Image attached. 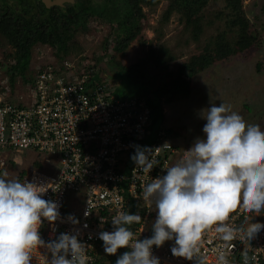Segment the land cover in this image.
I'll use <instances>...</instances> for the list:
<instances>
[{"label":"built area","instance_id":"obj_1","mask_svg":"<svg viewBox=\"0 0 264 264\" xmlns=\"http://www.w3.org/2000/svg\"><path fill=\"white\" fill-rule=\"evenodd\" d=\"M63 65L72 68L67 62ZM87 81L86 75L71 80L46 65L36 75L29 104L14 105L0 95V150L46 155L42 162L49 167L48 173L33 169L21 178L22 182L45 185L42 198L58 205L56 221L42 219L40 237L48 242L60 233L74 234L85 245L88 264H94L97 248L103 249L98 233L113 230L111 220L126 210L124 195L143 210L140 222L131 227L134 239L151 236L145 225L155 209L154 204L143 200V187L164 175L167 167L187 155V150L178 153L163 131L157 133L156 142L144 145L150 110L137 99L106 101L102 89L87 86ZM137 145L153 150L156 164L149 172L139 171L130 159ZM6 165L0 158V171ZM69 214L78 223L72 224ZM245 219L246 212L237 208L224 223L234 228L246 226ZM214 229L210 227L201 237L199 255L204 264H218L221 249L227 252L229 264H242L245 251L249 264H264V229L249 243L238 239L225 243ZM173 245L171 241L153 246L152 254L160 264H195L194 259L174 257L170 251ZM49 258L47 250L38 247L32 250L30 264H49Z\"/></svg>","mask_w":264,"mask_h":264},{"label":"clouds","instance_id":"obj_2","mask_svg":"<svg viewBox=\"0 0 264 264\" xmlns=\"http://www.w3.org/2000/svg\"><path fill=\"white\" fill-rule=\"evenodd\" d=\"M201 116L203 137L164 175L143 187V200L155 209L145 225L151 236L134 239L130 226L138 224L141 216L129 212L111 220V232L98 233L105 254L128 249L115 264H160L152 248L171 241L174 257L204 264L199 245L210 227L215 226L218 239L225 243L233 239L249 243L264 229L259 221L235 228L224 223L237 208L256 215L264 209V128L246 123L222 102L202 110ZM152 152L137 145L130 159L139 171L149 172L156 164ZM45 191L43 184L0 175V264H30L32 250L38 247L50 254L49 264H88L85 245L76 235L60 233L48 242L41 239L42 219L51 223L59 217L58 205L42 198ZM68 220L78 223L70 214ZM217 262L229 264L225 250L218 251ZM242 264H249L246 251Z\"/></svg>","mask_w":264,"mask_h":264},{"label":"rangeland","instance_id":"obj_3","mask_svg":"<svg viewBox=\"0 0 264 264\" xmlns=\"http://www.w3.org/2000/svg\"><path fill=\"white\" fill-rule=\"evenodd\" d=\"M245 18L250 22L252 29L257 31L259 42L252 49L229 57L221 62H215L205 71L192 77L191 92L188 98L175 101L170 104H162L164 121L162 127L169 130L172 136L168 140L173 144L178 153L188 150L197 138H202V126L205 121L201 112L212 104L219 105L221 102L231 111L237 112L246 123H252L264 128V0H241ZM223 7V0H213L203 9L204 20H213L214 12L220 11ZM167 8L166 2L160 3L151 10L144 9L145 18L141 20L138 35L132 39L123 55L121 53L108 50L104 52L98 49L97 43L93 40L97 34L92 35L91 31L79 34L73 40L71 51L65 57L64 62L69 63L72 68L60 67V60L48 46L32 47L29 63L25 66L23 75L27 78L24 83L22 75H16L13 85H9V73L15 66V61L8 55L12 49L6 45L5 40L0 37V84L3 83L4 93L11 88L12 95L20 96V100L12 98L5 99L0 91V95L6 102L14 105L24 106L26 95L33 94L32 88L37 73L49 65L54 72L66 78L75 80L83 74L85 65L96 64V68L90 71H97L101 82H105L106 91L113 88L123 89L116 77L119 69L117 63L132 65L147 56L149 47L158 49L159 45L166 46L172 51L175 60L172 61L171 69L174 65L189 58L190 55L200 53L210 36L216 35L217 24L205 28L197 41L192 40L190 34H183V22L175 12L169 16L167 22L162 21V15ZM223 27V25L221 26ZM220 28V27H218ZM221 29V28H220ZM75 41V42H74ZM99 57L98 59L96 57ZM64 60V59H63ZM259 65V70L257 67ZM144 72L145 80L151 83L153 78H160L161 74L157 65L151 63ZM88 76V74H85ZM159 79L152 81L155 88L159 84ZM120 84V85H119ZM27 86L29 90H24ZM121 91H119L120 93ZM14 93V94H13ZM46 156V155H43ZM41 153L23 151L20 149L0 150V158L6 161V167L0 171V175L8 179H18L22 182L18 174H24L31 170H42L48 173L49 167L45 168L42 162ZM16 159V163H12ZM37 164L40 167H37ZM246 224L248 222L264 223V209L259 215L246 212Z\"/></svg>","mask_w":264,"mask_h":264},{"label":"trees","instance_id":"obj_4","mask_svg":"<svg viewBox=\"0 0 264 264\" xmlns=\"http://www.w3.org/2000/svg\"><path fill=\"white\" fill-rule=\"evenodd\" d=\"M159 1L152 0L148 4L154 6ZM168 1V6L162 15V21L167 22L169 16L176 12L180 16V21L184 23L181 32L190 34L189 37L192 40L197 41L205 28L212 27L215 24L221 28L216 27V35L208 38L200 53L190 55L186 60L176 63L174 65L175 69H171L170 63L175 60L172 51L163 45H159L158 49L149 47L147 56L140 59L136 64L117 63L119 72L116 77L119 79L120 87H124L121 90L116 87L106 91V84L100 81L98 72L90 71L91 68L97 67V62L90 66L85 65L82 72L83 75L88 74L87 86L100 87L106 101L116 102L137 99L150 110L149 135L144 139V145L156 142V135L160 131L165 133L166 138L172 136L169 130L162 127L164 121L162 104H170L188 98L191 92L190 79L192 77L205 71L215 62H221L252 49L259 42L257 31L252 29L250 22L245 18L241 0H223L222 9L215 11L213 20H208L206 24L203 23V9L208 2L213 0ZM128 14L130 15H127V18L132 27L124 32L125 35L122 38H118L112 48L114 52L121 53V55L124 54L129 42L138 35L140 31L139 20L143 16L139 9L130 10ZM222 25L223 27H221ZM56 29L59 31L58 27ZM62 29L65 40L62 42L63 45L59 46L60 50L55 52L60 60V67H64L63 63L67 60L65 55L71 51L67 40L71 38L73 32L72 28L71 30ZM51 34L48 29L43 32L34 31V29L28 31L11 19L9 15H5L0 11V35L4 37L6 44L12 49L11 54L8 56L16 64L11 66L13 69L9 73L10 86L13 85V79L17 74L22 75L24 83L28 81L23 72L30 61L32 45H45L54 48L55 45L60 44L58 42L59 37ZM151 63L156 64L157 70L161 74L165 73L166 76L165 79L160 76V78L151 80V83L155 79L160 80L155 88L145 80L144 76V72L149 69L148 66ZM256 67L259 70V65ZM119 91L121 92L119 93ZM37 167L39 168L40 165L37 164ZM23 175H25L24 172H21L18 177L21 179ZM124 198L127 200L125 212L142 214V208L128 200L126 195H124ZM124 251L123 249L117 250V253L108 255L101 248H97L98 256L95 264H115L117 257Z\"/></svg>","mask_w":264,"mask_h":264},{"label":"flooded vegetation","instance_id":"obj_5","mask_svg":"<svg viewBox=\"0 0 264 264\" xmlns=\"http://www.w3.org/2000/svg\"><path fill=\"white\" fill-rule=\"evenodd\" d=\"M150 1L152 0H0V11L28 31L34 29L43 32L48 29L51 35H57L60 44L54 48L49 47L52 51L60 50L59 46L63 45L65 38L62 28L70 30L72 28L71 38L67 40L70 48L71 42L79 34L91 31L93 36L97 34L93 41L97 43L98 49L106 52L113 50L118 38H122L124 32L132 27L127 18L130 10H140L143 15L140 23L145 18L144 9L151 10L162 2H166L168 6L169 3L168 0H160L154 6H150L148 4ZM0 37L4 39L1 35Z\"/></svg>","mask_w":264,"mask_h":264},{"label":"crops","instance_id":"obj_6","mask_svg":"<svg viewBox=\"0 0 264 264\" xmlns=\"http://www.w3.org/2000/svg\"><path fill=\"white\" fill-rule=\"evenodd\" d=\"M4 81L5 80H3V83H1L0 84V91H1V94H2V96L5 98V99H7L8 101L10 100V99H12V98H16V99H18V100H20L21 98H20V96H14V95H12V98H11V88H10V90H8V93L7 92H3L4 90H5V88H3V84H4ZM3 90V91H2ZM24 90H29L28 89V87L27 86H24ZM33 90V89H32ZM33 95V94H32ZM31 95H26V100L25 99H23L22 101H25L24 103H25V105H27V104H29L30 103V101H31ZM4 99V100H5ZM17 161H16V159H15V162L14 163H16Z\"/></svg>","mask_w":264,"mask_h":264}]
</instances>
